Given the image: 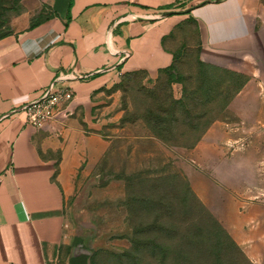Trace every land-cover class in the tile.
Returning <instances> with one entry per match:
<instances>
[{"label":"rangeland","instance_id":"rangeland-1","mask_svg":"<svg viewBox=\"0 0 264 264\" xmlns=\"http://www.w3.org/2000/svg\"><path fill=\"white\" fill-rule=\"evenodd\" d=\"M47 14L0 0V32ZM172 38L178 83L121 75L92 99L106 148L68 179L61 262L83 244L89 264H264V66L206 61L193 23Z\"/></svg>","mask_w":264,"mask_h":264},{"label":"crops","instance_id":"crops-1","mask_svg":"<svg viewBox=\"0 0 264 264\" xmlns=\"http://www.w3.org/2000/svg\"><path fill=\"white\" fill-rule=\"evenodd\" d=\"M36 2L47 17L0 32V264H68L65 187L106 148L92 99L123 74L153 78L171 66L177 29L193 23L206 61L229 71L264 66V0ZM60 73L80 77L67 82L75 96L65 116L30 125L22 109Z\"/></svg>","mask_w":264,"mask_h":264},{"label":"built area","instance_id":"built-area-1","mask_svg":"<svg viewBox=\"0 0 264 264\" xmlns=\"http://www.w3.org/2000/svg\"><path fill=\"white\" fill-rule=\"evenodd\" d=\"M79 78V75L60 73L37 101L22 109L27 123L34 127H41L59 116H65L61 110L74 98V93L67 82Z\"/></svg>","mask_w":264,"mask_h":264},{"label":"trees","instance_id":"trees-1","mask_svg":"<svg viewBox=\"0 0 264 264\" xmlns=\"http://www.w3.org/2000/svg\"><path fill=\"white\" fill-rule=\"evenodd\" d=\"M186 13H188V11H186V12H182L181 14H186ZM170 14H174V13H170ZM46 19V18H45ZM40 21H34L33 23H31L30 24V27L32 28V27H34V26H36L38 23H39ZM0 26H1V23H0ZM175 60H176V57H175V55L173 54V63L171 64V66H169V67H167V68H165V69H163V70H161V71H159V74L158 75H160V74H166L167 76H168V78H169V81L170 82H173V83H178V81L174 78V76H175ZM139 72H141V73H143V74H146L145 72H143V71H138V72H133V73H128V74H124V75H122V79H121V81H120V83L123 85V83H124V80L126 79V78H128V77H130V76H132V75H134V74H137V73H139ZM236 73V72H235ZM147 75V74H146ZM176 80V81H175ZM172 102V104L173 105H178V104H180L181 103V101L180 100H172L171 101ZM157 122V121H156ZM56 167H57V163H56ZM55 175H56V172H55ZM55 177V176H54ZM78 241V240H77ZM79 242V241H78ZM91 258V257H90ZM90 258L88 259L86 256H80V257H77V258H69L68 259V264H89V260H90Z\"/></svg>","mask_w":264,"mask_h":264},{"label":"water","instance_id":"water-1","mask_svg":"<svg viewBox=\"0 0 264 264\" xmlns=\"http://www.w3.org/2000/svg\"><path fill=\"white\" fill-rule=\"evenodd\" d=\"M83 244H77L71 248V254L69 258H77L80 256H86L88 259L91 256V252H89L86 248H83ZM86 247V246H85Z\"/></svg>","mask_w":264,"mask_h":264}]
</instances>
